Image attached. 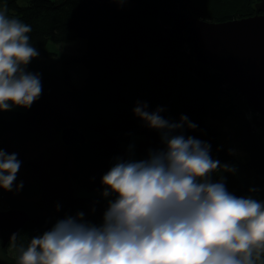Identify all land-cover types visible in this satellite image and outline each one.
<instances>
[{
  "label": "trees",
  "instance_id": "16d2710c",
  "mask_svg": "<svg viewBox=\"0 0 264 264\" xmlns=\"http://www.w3.org/2000/svg\"><path fill=\"white\" fill-rule=\"evenodd\" d=\"M113 1L0 0V11L31 25L30 43L39 53L35 58H51L54 53L47 49L49 44L85 41L79 54L63 58L57 85L39 75L42 92L30 107H17V112L0 110V126L6 132L46 126L62 132L72 127L86 137L83 144L65 145L62 141L61 160L50 164L55 179L65 185L56 200L45 196L30 207L0 202V210L23 208L30 213L17 240L6 247L0 244L4 254L10 247H27L33 237L43 235L66 217L83 213L85 222L103 223L108 202L115 196L99 194L104 191L102 176L117 158L126 155L117 134L142 137L135 149V156L141 159H147L150 150L164 147L160 133L134 114L138 103L146 104L149 112L163 109L161 115L171 122L179 123L186 115L197 127L185 126L177 134L210 144L211 157L221 166L235 169L213 172L212 181L223 179L227 190L237 197L264 201V116L253 111L224 74L197 62L191 44L168 35L172 20L164 14L178 8L204 20L230 21L253 16L257 1L129 0L133 7L128 9L115 6ZM80 64L86 70L76 84L74 70ZM26 71L38 74L29 64ZM191 80L209 87L207 93L223 94L224 98L210 100L193 90ZM228 120L236 126L237 155L221 137L220 125ZM27 165L38 172L42 168L35 161ZM7 260L6 264H17Z\"/></svg>",
  "mask_w": 264,
  "mask_h": 264
},
{
  "label": "clouds",
  "instance_id": "9594fccd",
  "mask_svg": "<svg viewBox=\"0 0 264 264\" xmlns=\"http://www.w3.org/2000/svg\"><path fill=\"white\" fill-rule=\"evenodd\" d=\"M31 31L0 11L2 111L30 107L42 92L39 74L26 71L39 55ZM133 111L164 147L139 161L117 158L102 176V196L115 199L100 226L83 213L59 220L17 249V264H264V201L212 181L213 172L235 169L214 160L210 144L177 134L197 127L186 115L176 123L161 108L138 103ZM20 166L16 153L0 149V189L12 190Z\"/></svg>",
  "mask_w": 264,
  "mask_h": 264
},
{
  "label": "water",
  "instance_id": "95a60500",
  "mask_svg": "<svg viewBox=\"0 0 264 264\" xmlns=\"http://www.w3.org/2000/svg\"><path fill=\"white\" fill-rule=\"evenodd\" d=\"M255 5L253 16L221 22L178 8L164 14L172 20L168 35L191 44L197 62L224 74L253 111L264 116V0ZM61 139L65 145L86 141L84 133L72 127L62 130ZM29 220L23 208L0 210L1 246L17 240Z\"/></svg>",
  "mask_w": 264,
  "mask_h": 264
},
{
  "label": "rangeland",
  "instance_id": "374dc122",
  "mask_svg": "<svg viewBox=\"0 0 264 264\" xmlns=\"http://www.w3.org/2000/svg\"><path fill=\"white\" fill-rule=\"evenodd\" d=\"M256 1L259 2L260 0ZM20 2L26 3L27 0H20ZM113 2L117 7L125 9L133 7V3L129 0H114ZM79 40L69 44H49L47 49H50L54 55L51 58H33L29 65L45 80H50L54 85H57L62 73L63 58L71 54H79L85 47V41L83 39ZM156 53L158 56L159 53ZM85 70V67L81 64L75 67L74 81L76 84L83 79ZM182 82L190 87L185 81ZM190 84H193V90L206 94L210 100L220 99L219 101H221L224 98L223 94L207 93L210 90L209 87L200 84L197 80H191ZM11 110L19 111L15 106L11 107ZM220 126L221 137H223L225 146L232 148L234 154H240V151L235 148L234 133L236 126L234 122L228 120ZM113 134H116V132ZM117 136L126 152L122 159L142 160L140 156H135V153L137 154L136 145L142 139L140 135L117 134ZM0 149L8 154L16 153L17 159L21 162L12 190L5 191L0 189L1 203L13 207H30L33 202L41 201L45 196H51L52 199L56 200L58 192H62L65 185H62L63 183H61L60 179H55L53 171L49 167L51 166L50 164H57V161L61 160L63 153L61 131L58 132L54 127L46 126L45 128L29 127L10 133L4 131L0 126ZM28 161H35L42 165V168L39 172L35 171L27 165ZM99 194H102V192ZM57 198L59 199V197ZM17 256L18 252L14 247H10L5 254L0 250V264H6L7 259H12L17 263Z\"/></svg>",
  "mask_w": 264,
  "mask_h": 264
}]
</instances>
